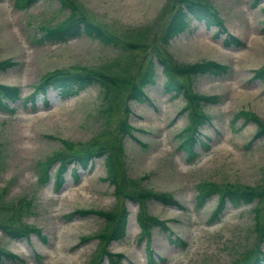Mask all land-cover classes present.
Returning a JSON list of instances; mask_svg holds the SVG:
<instances>
[{"label":"rangeland","instance_id":"1","mask_svg":"<svg viewBox=\"0 0 264 264\" xmlns=\"http://www.w3.org/2000/svg\"><path fill=\"white\" fill-rule=\"evenodd\" d=\"M172 1L72 0L75 10L124 41L147 40L181 63L211 59L230 66L225 74H200L189 82L194 92L216 96L200 101L211 119L199 128L194 158L182 146L189 124L186 98L165 90L166 76L156 58L154 81L144 86L148 98L129 99L128 112L125 94L104 111L96 83L69 95L49 87L34 101L29 99L53 69L99 67L112 62L121 49L84 32L67 40L47 39L45 33L63 25L71 12L59 0H35L28 6L18 5L19 0H0V60L12 61L0 67V82L21 89L19 99L0 108V221L18 224L20 210L22 221L40 228L13 237L0 226V247L18 255L0 264H91L93 254L104 245L123 254L122 264H238L257 247L264 250L254 210L259 208L261 219L264 199L238 205L227 201L215 220L211 215L219 203L218 192L202 206L196 203L201 181L264 185V135L255 136L258 124L238 114L247 110L264 120V77L254 75L264 66V0L256 5L253 0H203L216 8L228 31L219 34L216 25L208 26L188 12L186 28L165 42L163 25L173 10ZM228 32L243 43L225 44ZM139 54L138 61L148 55ZM121 120L135 128L133 135L123 133ZM119 139L121 188L163 191L181 203L145 200L142 208L167 220L168 228L155 225L149 236H140V203L116 194L107 176L105 154L94 155L86 167L71 163L60 183L59 162L47 163L71 146L93 141L117 148ZM123 205L129 210L126 233L103 242L99 235L113 223L98 211L116 213ZM102 264H109L108 257Z\"/></svg>","mask_w":264,"mask_h":264},{"label":"trees","instance_id":"2","mask_svg":"<svg viewBox=\"0 0 264 264\" xmlns=\"http://www.w3.org/2000/svg\"><path fill=\"white\" fill-rule=\"evenodd\" d=\"M19 1L21 4L18 2V5L28 6L35 0ZM59 1L62 5L70 6L71 12L63 25H57L45 33L47 39L51 41L67 40L68 38L84 32L98 38L102 43L119 46L121 51L117 57L112 59V62L99 67L84 66L80 70L64 67L53 69L42 77L28 98L34 101L39 93H46L49 87L59 88L63 95H69L81 88L96 83L100 86L103 97L101 108L104 111H110L114 103L117 102L118 97L125 94L127 103L125 104L124 109L128 112L130 110L128 104L129 99L148 98L144 86L147 83L154 81L153 76L156 58L162 65L163 72L166 76L164 82L165 90L174 95L184 94L186 98L187 103L185 109H188L189 111V124L184 129L186 136L183 139L182 146L188 150L190 158L197 156L198 151L194 150V145L196 141L200 139L199 128L211 119V116L200 108V101L203 99L209 101L215 100L216 96L194 92L189 85V82L192 80L193 76L200 74H225L229 71L230 66L211 59L194 63H181L166 54V52L156 50L154 44L146 42L147 40H122V38L118 37L107 28L105 29V27L91 20L83 11L75 10L74 2H72V0ZM257 2L258 0H253L254 5H256ZM172 3L173 10L167 20L168 23H164L163 25V40L165 42H168L170 37L186 28L188 25V12L197 19L204 20L208 26L216 25L219 34L222 31H228L224 19L210 2H205L203 0H173ZM233 42L240 45L243 43L238 36L228 32L224 37V43L231 44ZM127 50H129V52H126ZM140 51L148 53L142 61H138V57L141 55L139 54ZM10 64H12V61L9 58L0 60L1 68H5ZM254 72L255 76L264 77V66L256 69ZM20 92V86L0 82V108H9V101L19 99L21 97ZM238 114L244 116L247 120H254L258 124V130L255 136L258 137L264 135V120H262L257 114L250 113L247 110H241ZM121 122L120 129L123 130V133L132 134L135 128L126 120H121ZM119 143L120 144H118L117 148L115 146L107 148L103 143L93 141L82 143L80 147L71 146L69 149L62 150L55 153L52 157H49L47 163L59 162L56 170V180L59 182L60 179H63V173L71 163H79L83 167H86L94 155L105 154L107 176L108 179L115 184L116 194L124 195L125 197L139 201L140 203V208L137 214V219L141 227L140 236H149L155 225L168 228L169 225L167 224V220L149 215L142 208L144 207L145 200L155 198L170 205H181V203L173 195L163 191H141L136 188H131L129 190L125 188L122 189L117 174L120 159L123 155V149L121 147L122 141H120V139ZM43 173V176L47 177L48 174L46 168ZM43 176H41V180L44 179ZM215 192L219 193V203L211 215V220L219 218L227 201H230L234 205H238L251 202L254 198L260 200L264 199V185L258 188L234 185L219 186L215 182L201 181L198 184V193L196 196L197 205L202 206ZM29 204L30 201L27 200L26 205L28 206ZM254 210L257 217L256 232L261 239H264V212L260 219L259 208L255 207ZM18 211V224L0 221V226L6 234L13 237H21L30 234L32 231L40 232L39 227L22 221L23 213L20 210ZM80 212L85 211L80 210ZM98 212L105 219L113 223L109 231H105L103 234L99 235L100 240L107 242L124 236L129 215V210L125 205H123V207L116 213H114V211L106 210H100ZM248 253H241L243 256L246 255L241 259H238L235 263L264 264L263 249L257 247L254 251L252 250L251 253H253V255L251 257ZM122 256V253H113L104 245L93 254L91 264H102L105 257H108L109 264H122ZM4 258L15 259L18 258V255L0 247V261H3Z\"/></svg>","mask_w":264,"mask_h":264}]
</instances>
